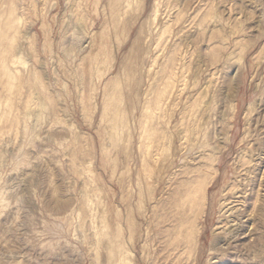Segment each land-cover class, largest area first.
I'll return each instance as SVG.
<instances>
[{
    "label": "rangeland",
    "instance_id": "rangeland-1",
    "mask_svg": "<svg viewBox=\"0 0 264 264\" xmlns=\"http://www.w3.org/2000/svg\"><path fill=\"white\" fill-rule=\"evenodd\" d=\"M0 29V264H264V0H0Z\"/></svg>",
    "mask_w": 264,
    "mask_h": 264
},
{
    "label": "bare ground",
    "instance_id": "bare-ground-1",
    "mask_svg": "<svg viewBox=\"0 0 264 264\" xmlns=\"http://www.w3.org/2000/svg\"><path fill=\"white\" fill-rule=\"evenodd\" d=\"M154 8V7H153ZM180 13V12H179ZM6 19V18H5ZM4 19V20H5ZM6 21V20H5ZM7 22V21H6ZM162 22V21H161ZM172 23V22H171ZM162 24V23H161ZM9 25V24H8ZM16 25H18V24H16ZM14 26V25H13ZM12 26V27H13ZM18 27V26H17ZM3 29H5V28H3ZM8 29H10V28H7V29H5V31L6 30H8ZM14 29H15V26H14ZM18 29V28H17ZM0 31H1V29H0ZM18 32V31H17ZM160 32V31H159ZM14 34V33H13ZM1 35V34H0ZM9 39V38H8ZM2 39H0V41H1ZM4 40V39H3ZM5 41V40H4ZM189 41V40H188ZM190 42V41H189ZM8 43V42H7ZM191 43V42H190ZM11 44V43H10ZM183 45V44H182ZM186 46H187V44H186ZM103 47V46H102ZM10 48V47H9ZM13 48H14V46H13ZM96 52V51H95ZM95 54V53H94ZM161 55H162V53H161ZM158 57V56H157ZM15 58V57H14ZM181 57H180V54H178L175 58H173L171 61H170V63L172 64V65H174L176 62H178V61H180L181 59H180ZM102 61V60H101ZM104 61V60H103ZM102 61V62H103ZM167 63H168V59H167V61H166ZM181 62V61H180ZM167 67H169V66H166V64H165V69H164V71H166L167 72V70H166V68ZM99 70H100V68H99ZM98 70V71H99ZM99 73V72H98ZM100 74H101V72H100ZM168 74V76L166 77V80L164 81V83H163V91H162V94H163V96L162 97H166V99H167V95H171L170 93L172 92V89H173V80H172V76H171V74L170 73H167ZM0 75L1 76H3L4 78H7L8 80H10L11 79V74H10V71L8 70V68L5 66V65H1L0 66ZM95 76V75H94ZM99 76V75H98ZM165 78V77H164ZM101 79V78H100ZM177 82V81H176ZM178 83V82H177ZM9 85H11V84H9ZM177 85V84H176ZM11 87H12V85H11ZM11 90H12V88H11ZM177 90V89H176ZM102 91H103V89H102ZM150 91V90H149ZM177 92V91H176ZM175 94V93H174ZM173 94V95H174ZM166 95V96H165ZM176 95V94H175ZM174 95V96H175ZM169 97V96H168ZM163 98V99H164ZM173 98V97H172ZM162 99V100H163ZM173 101V100H172ZM161 107H162V101L161 100H156V103H155V109H156V111H159L160 109H161ZM104 110V109H103ZM206 111H208L207 109H205ZM210 110V109H209ZM204 111V110H203ZM203 114H204V112H203ZM205 114H206V112H205ZM115 116H114V119H115V117H116V114H114ZM143 116V115H142ZM202 116H204V115H202ZM154 117V116H153ZM205 117V116H204ZM208 117V116H207ZM117 118V117H116ZM203 118V117H202ZM211 117H209V119H210ZM3 119V118H2ZM113 120V119H112ZM114 121V120H113ZM112 122V121H111ZM112 123H114V122H112ZM205 123V122H204ZM133 128V127H132ZM144 129V128H143ZM188 129V128H187ZM186 129V130H187ZM158 132V131H157ZM156 132V133H157ZM142 133V132H141ZM151 133H153V131L151 132ZM150 133V134H151ZM148 134H149V131H148ZM185 134H186V132H185ZM1 135V134H0ZM114 135V134H113ZM148 136V135H147ZM161 137V136H160ZM185 137H186V135H185ZM112 138V137H111ZM182 138V137H181ZM146 139V138H145ZM113 140V139H112ZM111 140V141H112ZM146 140H148V139H146ZM185 140V139H184ZM162 141H163V139H162ZM145 144H147V143H145ZM146 149H147V152H149V149H150V147H149V145L146 147ZM145 151V150H144ZM145 154V153H144ZM146 156V155H145ZM170 157V156H169ZM153 159L151 158L150 159V162H148L146 165H145V167H148L150 170H151V175L152 176H154V171L156 170V167H157V163H156V161H155V159L152 161ZM215 165V164H214ZM205 187L206 186H202V185H199L198 187H196V188H193L192 190H191V192H190V194H189V203L191 204L194 200H195V198H197V195L199 194V193H201V194H204V190H205ZM102 219V218H101ZM99 220V219H98ZM102 222H103V220H102ZM94 223V222H93ZM103 224H104V222H103ZM184 224H186L187 226V231H188V233H190L193 229L190 227V224L188 223V222H186V223H184ZM116 229V228H115ZM104 234V233H103ZM118 234V233H117ZM105 235V234H104ZM112 237H113V235H112ZM109 238V237H108ZM117 241H115L114 239L113 240H108L107 242H106V244H105V242H104V244H105V246H106V264H111V260H112V257L114 256V254H115V251L117 250V248H118V245H117V243H116ZM104 246V247H105ZM125 246V245H124ZM120 248H121V246H120ZM119 250V249H118ZM129 255V254H128ZM125 261V260H124ZM122 262V261H121ZM126 262H128V261H126Z\"/></svg>",
    "mask_w": 264,
    "mask_h": 264
}]
</instances>
